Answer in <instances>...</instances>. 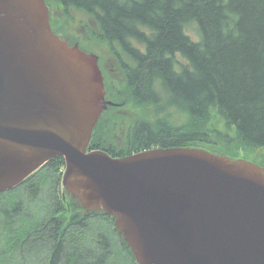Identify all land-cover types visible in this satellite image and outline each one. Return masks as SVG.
Listing matches in <instances>:
<instances>
[{
	"label": "water",
	"instance_id": "95a60500",
	"mask_svg": "<svg viewBox=\"0 0 264 264\" xmlns=\"http://www.w3.org/2000/svg\"><path fill=\"white\" fill-rule=\"evenodd\" d=\"M107 96L99 57L54 33L46 0H0V195L63 157V189L114 218L138 264H264V166L194 147L90 150Z\"/></svg>",
	"mask_w": 264,
	"mask_h": 264
},
{
	"label": "trees",
	"instance_id": "16d2710c",
	"mask_svg": "<svg viewBox=\"0 0 264 264\" xmlns=\"http://www.w3.org/2000/svg\"><path fill=\"white\" fill-rule=\"evenodd\" d=\"M58 2L94 19L99 38L124 54L119 63L135 103L158 114L130 125L121 148L102 145L97 134L106 123H99L90 150L122 158L194 147L239 159L241 151L264 149V0ZM193 25L198 39L187 32ZM171 108L190 121L178 126L159 116ZM214 111L234 140L217 127ZM53 163L0 195V264H138L114 218L58 196L65 160Z\"/></svg>",
	"mask_w": 264,
	"mask_h": 264
},
{
	"label": "rangeland",
	"instance_id": "374dc122",
	"mask_svg": "<svg viewBox=\"0 0 264 264\" xmlns=\"http://www.w3.org/2000/svg\"><path fill=\"white\" fill-rule=\"evenodd\" d=\"M46 1L51 8L54 18L58 20L57 27L59 30L73 37H82L83 40H79H81L83 44L86 43L84 47H86L89 52L99 56L104 70L105 91L109 99L117 104L109 106L102 114L99 123L102 122L106 124L104 125L105 127H101L97 135L98 137H102L99 141L105 148H108L110 145L121 148L124 145L126 132L129 126L145 117L152 121L156 120L158 115L157 110L155 108H143L135 103L132 92L126 84L125 74L123 68L119 65L114 47L99 38L98 34H100V30L92 17L79 9H63L58 0ZM187 32L195 39L199 38V34L194 25L188 28ZM115 47L117 48L118 45H115ZM119 52L121 51L119 50ZM122 57H124V54H122ZM216 114L217 113L214 111V118L218 122L217 127L228 135L226 138L227 141L234 140V132L232 130H225L223 127V120ZM164 115L168 117L169 122L178 126L187 124L190 121L188 114L182 113L174 108L166 109L163 111L162 115L159 114L160 117ZM96 128L92 140L93 138L96 139V136H94ZM238 155L239 159L250 160L259 165L263 164L261 166H264V149H252L246 152L241 151ZM36 180L37 179H35V181ZM50 183L43 190L42 197L39 200L41 203L39 205L41 212H47V210L44 211L42 208V204L47 201L50 202ZM62 192L63 184L61 181L60 190L57 192L58 196H61Z\"/></svg>",
	"mask_w": 264,
	"mask_h": 264
},
{
	"label": "flooded vegetation",
	"instance_id": "af4514ba",
	"mask_svg": "<svg viewBox=\"0 0 264 264\" xmlns=\"http://www.w3.org/2000/svg\"><path fill=\"white\" fill-rule=\"evenodd\" d=\"M50 8V7H49ZM61 8H62V6H61ZM50 23H51V27H52V30L54 31V33L55 34H57L63 41H65V42H68L69 43V45L70 46H76V45H78L82 50H84V51H86V52H89L87 49H86V47H84L85 46V44L86 43H81V40H79V39H82V37H80V36H78V37H73L72 35H69V34H65V33H63V32H61L60 30H59V28L57 27V23H58V20H56L55 18H54V16H53V14H52V11H51V8H50ZM76 38V39H75ZM83 40V39H82ZM116 53V57H117V60H118V62H119V59L120 58H122V54L123 53H121V52H115ZM99 65H100V68H101V70H102V72H103V75H104V70H103V66H102V64H101V61L99 60ZM119 65H120V63H119ZM107 100H108V96H107ZM53 160L54 159H52L51 161H49L45 166H51V165H53L54 163H53ZM51 164V165H50ZM44 166V167H45ZM65 167H66V164H65V166L60 170V173H61V178H60V182L62 181V178H63V173H64V171H65ZM37 173L38 172H36L34 175H32L31 176V179L33 178H36V175H37ZM66 195H68V196H70V200H76V199H74L73 197H72V195L70 194V193H68L65 189H63V192H62V197L64 198V200H65V196Z\"/></svg>",
	"mask_w": 264,
	"mask_h": 264
}]
</instances>
